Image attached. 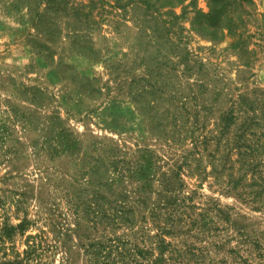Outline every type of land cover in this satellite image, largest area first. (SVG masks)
Here are the masks:
<instances>
[{"label":"rangeland","instance_id":"obj_1","mask_svg":"<svg viewBox=\"0 0 264 264\" xmlns=\"http://www.w3.org/2000/svg\"><path fill=\"white\" fill-rule=\"evenodd\" d=\"M38 1L0 0V222L27 220L24 232L16 231L3 244L6 258L36 241L41 243L37 259L22 264H90L85 249L103 241L104 234L127 240V247L138 241L146 248L153 240L137 239V232L121 226L103 233L82 216L80 228L63 235L75 227L68 200L78 186L73 175L82 174L76 158L50 152L48 143L60 138L61 130L81 138L86 153L80 154L87 163L97 152L95 143L110 139L131 155L136 148H149L154 157L166 158L171 148L158 131L161 106L184 100L212 127L234 104L239 124L252 116L237 103L243 95L256 107L249 122L257 124L246 133L258 141L257 157L263 156L264 0L241 6L230 0L222 11L211 10L209 0H70L73 17L71 10L44 11V0ZM73 42L84 50H74ZM84 76L97 77L93 85L102 92L91 91L96 89L85 84ZM141 87L146 92L139 96ZM148 101L158 107L151 110L150 122L139 111ZM206 166L202 179L184 178L187 189L195 190L197 209H211L206 220L214 230L179 234L175 246H192L189 264H244V258L262 264L251 244L238 245L236 228L264 236V202L237 195ZM134 229L156 232L150 222ZM165 256L158 264H177ZM134 257L146 260L144 254Z\"/></svg>","mask_w":264,"mask_h":264},{"label":"trees","instance_id":"obj_2","mask_svg":"<svg viewBox=\"0 0 264 264\" xmlns=\"http://www.w3.org/2000/svg\"><path fill=\"white\" fill-rule=\"evenodd\" d=\"M236 1L241 6V2L249 0ZM230 2V0H209L211 10L218 8L221 11ZM44 5L42 8L44 11L48 8L71 10L70 17L75 16L76 13L70 0H44ZM36 9L35 15L41 16V12ZM28 11L32 12L30 9ZM168 41L171 42V38H168ZM71 45L76 51L82 49L74 42ZM86 48L91 53L92 45H87ZM89 52L87 55L92 56ZM82 78L86 85L92 87L91 89H96L91 91L102 92L101 88H95L93 85L97 77L84 76ZM33 89L40 92L45 91L42 87H33ZM163 91L164 87L161 86V95ZM143 92L146 90L141 87L139 96H142ZM86 94L85 91L84 95ZM29 100L35 101L34 98H29ZM262 101L264 108V100ZM237 103L240 108L251 111L252 116L249 118L246 115L245 119L237 124L233 104L229 109L220 113L217 120L212 123V127L207 126L206 116L200 119L199 111H193L192 106H188L184 100L180 99L170 106H161L158 131H161V141L169 149L171 148L166 158L162 154L161 157L159 155L154 157L153 151L149 148H136L132 150L134 155H131V152H127L115 140L110 139L108 143L101 140L95 143L97 152L90 156L89 159L92 162L87 163L84 161L86 157L80 154V151L86 153L81 138L61 130L60 138L53 140L52 144L48 143L50 152L66 158H76L77 162L71 161L79 164L75 167L82 174L80 178L73 175L78 186L68 200L75 214V227L67 228L63 235H67V230L73 232L74 229H79V218L82 216L90 228L100 227L103 233H106L105 231L109 228L114 229L121 226L131 233L137 232L136 238L140 237L145 242L146 238L153 239L148 245L144 242L147 245L146 248L140 246L138 241L127 247V240L104 234L102 235L103 241L89 243L88 248L85 249L89 253L90 264H134L139 261L134 257L136 253L144 254L146 259L139 261V264L163 262L166 259L165 253H168V258H173L177 264H189L192 261L191 255L194 254L191 252L192 246L176 247L174 239L179 234H186L190 231L201 235L206 230L209 232L214 229L211 220H206V215L211 209L206 213L205 209L201 211L197 209L198 206L193 202L195 190L187 189L184 176H195L202 179L207 174L206 165L208 164L210 165L208 173L213 175L217 181L226 182L230 189L236 190L237 195H245L264 202L260 199L264 193V154L262 157H257L259 151L254 146H257L258 141L248 138L246 133L249 125L257 124V122H249L255 118L256 107L254 101L249 102L243 95H240ZM140 108V113L147 117V120L149 118V122L152 121L151 110L158 111V107L150 105L149 101L146 106ZM237 111L239 112L240 109ZM152 127H155L154 124ZM234 148H236L235 151H233ZM138 151L142 152L138 154ZM214 205L221 213L219 206ZM145 222H150L156 232L149 235L141 229H134L136 224L144 227ZM26 225V219L17 224L0 222V264H22L37 259L41 243L36 241H31L21 251H15L12 258H6L7 252L3 246L6 239L11 238L16 231L23 233ZM236 233L240 235L237 238L238 245L251 244L262 257V264H264V236L261 234L249 236L238 227ZM65 260L70 261L68 256H65ZM242 261L244 264H253L247 258Z\"/></svg>","mask_w":264,"mask_h":264}]
</instances>
